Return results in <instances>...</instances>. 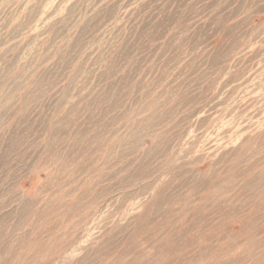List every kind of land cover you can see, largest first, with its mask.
<instances>
[{"label": "rangeland", "instance_id": "rangeland-1", "mask_svg": "<svg viewBox=\"0 0 264 264\" xmlns=\"http://www.w3.org/2000/svg\"><path fill=\"white\" fill-rule=\"evenodd\" d=\"M0 264H264V0H0Z\"/></svg>", "mask_w": 264, "mask_h": 264}]
</instances>
